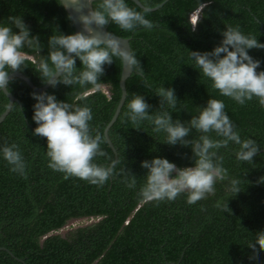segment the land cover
Wrapping results in <instances>:
<instances>
[{"label": "trees", "instance_id": "1", "mask_svg": "<svg viewBox=\"0 0 264 264\" xmlns=\"http://www.w3.org/2000/svg\"><path fill=\"white\" fill-rule=\"evenodd\" d=\"M155 6L163 0H139ZM94 0L92 7L99 4ZM129 6L140 8L131 0ZM201 3H205L200 14ZM197 13L196 19L192 15ZM21 15L32 34L39 36L41 55L48 50L47 38L57 31L73 32V23L59 0H0V20ZM154 22L151 29L122 30L115 23L105 25L112 34L129 38L131 51L140 61L143 72H133L125 80L126 97L108 129L118 163L103 184H93L48 166L46 138L33 134V97L35 92L17 77L10 78L8 88L16 98L9 113L0 122V143L15 142L25 161V174L11 171L0 157V264H264V250L255 251L250 244L257 231H264V106L258 98L239 104L212 87L189 54V50H211L219 43L226 25H239L245 34L264 42V0H168L160 8L148 11ZM195 24V25H194ZM15 30V29H14ZM25 66L20 70L34 85L44 82L34 61L39 54L25 46ZM249 54L261 61L264 48H251ZM79 68L80 62L76 60ZM121 60L114 56L95 85L57 83L45 91L59 100L87 105L92 135H99L102 155L93 157L101 165L114 159L103 136L120 96L118 80ZM99 85L108 86V93ZM172 87L177 97L173 118L181 121L197 115L208 98L223 100L225 112L242 138L252 137L261 146L253 162L235 158V145L218 149L229 178H237L241 191L228 198V181H218L215 192L195 203L187 202V192L175 199L145 201L139 196L146 169L140 161L162 156L177 167L190 166V146L169 145L164 132H153L150 121L132 124L125 113L127 99L139 93L157 111L160 86ZM7 97L0 93V113ZM21 109H20V108ZM195 138L200 133L193 129ZM213 138L214 132L209 133ZM186 137V138H190ZM136 176V185L127 187V173ZM228 198V199H227ZM227 199L228 209L216 206ZM96 218L64 234L56 231L68 221ZM8 251L12 254L10 255Z\"/></svg>", "mask_w": 264, "mask_h": 264}, {"label": "clouds", "instance_id": "2", "mask_svg": "<svg viewBox=\"0 0 264 264\" xmlns=\"http://www.w3.org/2000/svg\"><path fill=\"white\" fill-rule=\"evenodd\" d=\"M201 4L197 19L204 14L202 9L206 5ZM149 10L146 3L137 10L129 6L127 0H100L97 6L89 7L86 13L76 17L81 30L70 33L57 31L48 36L46 55H41L43 47L39 36L31 33L21 15H10L6 20H0V93L5 95L9 90L10 72L26 67V54L22 50L25 46L39 54L38 60L34 61L38 76L52 87L57 83L67 86L74 83L95 85L104 72V65L111 64L114 56L142 73L140 61L133 51L120 49L106 31L103 32L104 38L94 34L92 26L103 28L112 22L125 31L140 27L151 29L154 22L146 17ZM219 31L221 39L211 50H189V54L221 95L242 105L256 97L264 106V69H259L261 61L248 52L251 48H264V42L259 41L257 36L242 32L239 25H226ZM77 59L81 66L79 68L76 66ZM155 93L160 98L156 109L160 110L149 111L152 106L144 96L133 92L127 99L128 111L125 115L134 125L144 120L150 121L152 131L164 132L163 142L169 145L179 143L190 146L192 163L177 167L162 156L141 160V167L147 171L138 193L140 198L145 201L172 200L179 193L187 192V202L195 203L214 193L216 182L225 180L231 193L228 198L241 191L239 180L229 178L218 149L226 148L231 143L236 146L234 152L237 160L253 162L261 146L252 137H241L224 110L223 100L208 98L205 105L199 107L197 115L181 121L162 107L164 104L168 108L176 107L178 99L174 89L161 85ZM30 95L34 99L31 119L35 127L32 132L46 138L48 166L93 184H103L120 161L112 159L109 164L101 165L93 160V157L102 155L103 150L99 146V135L94 136L90 131V107L59 100L54 93L47 91L32 92ZM12 105L17 106L9 102V106ZM193 129L200 133L198 137L189 135ZM210 132L219 138H213ZM0 157L11 166V171L22 176L25 174V161L15 142L0 143ZM126 173V186L134 187L136 176L128 170ZM256 183H264V175L259 176ZM227 199L217 201L216 206L228 209ZM250 247L255 251L264 250V231L255 233Z\"/></svg>", "mask_w": 264, "mask_h": 264}, {"label": "water", "instance_id": "3", "mask_svg": "<svg viewBox=\"0 0 264 264\" xmlns=\"http://www.w3.org/2000/svg\"><path fill=\"white\" fill-rule=\"evenodd\" d=\"M59 1L62 3V5L65 8V10L67 11V13L69 15H71L70 19L73 23V32L81 30L80 22L76 19V17L80 13H86L88 8L92 7V2L94 0H59ZM131 1L134 4H136L139 8L143 5L139 0H131ZM166 1H168V0H163L155 6H148L150 9L149 11H153V10L160 8ZM197 13L198 12L195 13V16H197ZM195 19H196V17H195ZM92 27L94 28V34L100 36L101 38H104L103 32L106 31L109 34V38L114 39L118 43V46L120 49L126 50V51L131 50L130 44H129V38L121 37V36L112 34L109 31H107L105 26L103 28H98L95 25H93ZM132 72H133V68H131L129 65H127L126 63H123L121 61V71H120V76H119V80H118L120 96H119L118 102L116 104V107L114 109L112 116L110 117L109 121L106 123V125L104 126V129H103V136L105 138L107 145L109 146V148L113 152L114 159H116L117 154H116V150H115L114 146L112 145V143L108 137V129L112 125V123L116 120V117H117V115H118V113H119V111H120V109L124 103V100L126 97L125 80L129 77V75ZM13 77H17V78L22 79L25 82V84L35 92L45 91L46 88L48 86H50L47 82H44L40 86H36L32 83V81L24 73H22L20 71L10 72V78H13ZM5 96L7 97V103H6L4 110L0 113V122H2L4 120V118L6 117V115L10 111L11 106H9V102H16L17 101V98L10 91L6 92ZM261 151H264V149L259 150V152H261ZM1 249L5 250L4 247L0 246V250ZM8 253L10 255H12L9 251H8ZM172 264H178V263H172Z\"/></svg>", "mask_w": 264, "mask_h": 264}, {"label": "rangeland", "instance_id": "4", "mask_svg": "<svg viewBox=\"0 0 264 264\" xmlns=\"http://www.w3.org/2000/svg\"><path fill=\"white\" fill-rule=\"evenodd\" d=\"M196 16L195 14L192 15V19H194ZM98 88H100L103 92L108 93V86L106 85H99ZM96 220V218H78V219H72L70 221H68V223L62 227L61 229H59L58 231H56L59 234H64L67 230L71 229V228H75L77 226H83L89 223H92Z\"/></svg>", "mask_w": 264, "mask_h": 264}, {"label": "built area", "instance_id": "5", "mask_svg": "<svg viewBox=\"0 0 264 264\" xmlns=\"http://www.w3.org/2000/svg\"><path fill=\"white\" fill-rule=\"evenodd\" d=\"M193 21L195 20V18L194 19H192Z\"/></svg>", "mask_w": 264, "mask_h": 264}]
</instances>
